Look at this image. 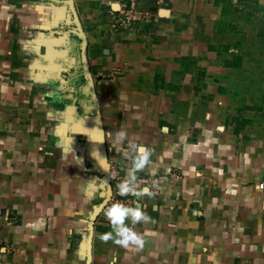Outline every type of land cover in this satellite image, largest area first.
Masks as SVG:
<instances>
[{"label":"crops","instance_id":"1","mask_svg":"<svg viewBox=\"0 0 264 264\" xmlns=\"http://www.w3.org/2000/svg\"><path fill=\"white\" fill-rule=\"evenodd\" d=\"M257 24L264 0H0V264H264V130L230 89Z\"/></svg>","mask_w":264,"mask_h":264},{"label":"rangeland","instance_id":"2","mask_svg":"<svg viewBox=\"0 0 264 264\" xmlns=\"http://www.w3.org/2000/svg\"><path fill=\"white\" fill-rule=\"evenodd\" d=\"M242 66L230 77L231 115L251 130H264V25L238 30Z\"/></svg>","mask_w":264,"mask_h":264},{"label":"built area","instance_id":"3","mask_svg":"<svg viewBox=\"0 0 264 264\" xmlns=\"http://www.w3.org/2000/svg\"><path fill=\"white\" fill-rule=\"evenodd\" d=\"M142 16L143 15H141V13L136 12L133 8H130V9L123 8L120 11V20L123 22H134V21L140 20L142 18ZM170 177L176 178L177 174L173 172L170 174ZM154 181H156V179H154ZM133 188H131V191ZM258 189L264 190V183H260L258 185ZM108 203H109V201H108ZM122 206H126V204L122 203Z\"/></svg>","mask_w":264,"mask_h":264},{"label":"water","instance_id":"4","mask_svg":"<svg viewBox=\"0 0 264 264\" xmlns=\"http://www.w3.org/2000/svg\"><path fill=\"white\" fill-rule=\"evenodd\" d=\"M107 178H109V170H108V173H107ZM111 196L109 195L104 203V205H106L108 203V201L110 200Z\"/></svg>","mask_w":264,"mask_h":264},{"label":"clouds","instance_id":"5","mask_svg":"<svg viewBox=\"0 0 264 264\" xmlns=\"http://www.w3.org/2000/svg\"><path fill=\"white\" fill-rule=\"evenodd\" d=\"M141 218H143V219H148L147 216H143V217H141L140 215H138V216L136 217V219H141Z\"/></svg>","mask_w":264,"mask_h":264}]
</instances>
